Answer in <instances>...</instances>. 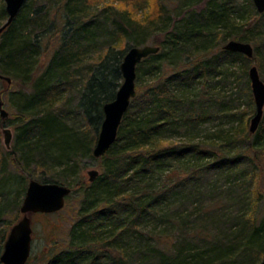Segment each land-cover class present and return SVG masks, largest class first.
I'll use <instances>...</instances> for the list:
<instances>
[{
    "label": "trees",
    "instance_id": "1",
    "mask_svg": "<svg viewBox=\"0 0 264 264\" xmlns=\"http://www.w3.org/2000/svg\"><path fill=\"white\" fill-rule=\"evenodd\" d=\"M99 1L26 0L0 37V76L12 79H0L7 86L0 93L14 110L15 130L11 148L0 150V258L15 225L9 210L20 212L33 179L24 175L36 168L37 181L74 187L80 197L67 248L48 264H261L264 117L252 135L249 69L256 63L264 81V13L253 0H158L141 19L127 6ZM152 40L161 50L137 67V96L116 142L97 159L99 177L73 186L68 180L79 176L84 159H96L104 107L122 86L127 51ZM230 40L250 43L253 59L225 51ZM236 62L251 106L233 105L231 116L250 117L207 136V148L199 124L227 107L211 82L235 74ZM199 80L208 88L191 93ZM9 121L0 116V129ZM172 131L187 140L171 142ZM10 167L20 175L15 201L3 192Z\"/></svg>",
    "mask_w": 264,
    "mask_h": 264
},
{
    "label": "rangeland",
    "instance_id": "2",
    "mask_svg": "<svg viewBox=\"0 0 264 264\" xmlns=\"http://www.w3.org/2000/svg\"><path fill=\"white\" fill-rule=\"evenodd\" d=\"M4 4L6 6L5 0H0V6ZM144 0H100V5H108L113 4L117 7H129L136 13V16H139L141 19L145 18L147 15L151 16V12L153 13L156 8V4L158 0H145L147 3L143 2ZM172 0H166V3L170 6H177V4ZM6 22L5 18L0 19V25H3ZM153 39V36H152ZM153 46L152 42L149 41L147 44L142 46ZM220 48H217L211 55L219 54ZM49 59V55L44 56L41 60L42 63H46ZM252 66H257L256 63L252 64ZM250 66V67H252ZM249 67V68H250ZM258 67V66H257ZM225 71V70H224ZM232 71L235 74H218L213 77V81L211 82V87L214 86V91L216 92V100L218 102L225 101L227 103V107L224 109V112L217 113V108L211 110V115L208 120L199 124L198 127V140L203 143L207 148L212 146V140L208 139L207 136L218 133L220 130H229L233 127H238L243 125L244 122L250 117V114L246 115H238L236 118L232 117L231 114L237 113L238 110L231 107L236 105L239 107L240 111L249 110L251 106L250 97H249V89L247 86L246 75H244V68L240 62H236L233 66ZM231 73V72H230ZM6 85L3 82H0V92L6 89ZM207 85L204 80H199L198 84L195 88H191L190 92H205L207 89ZM251 88V85H250ZM252 93V89H251ZM253 95V93H252ZM0 100H3L5 103L4 108L9 113L8 118L10 119L7 124H5L0 129V150L7 151L5 145V135L4 130L10 129L13 134L14 139V127L12 126V119L14 118V110H12L7 104L4 97H2L0 93ZM254 100V97H253ZM255 102V101H254ZM250 111V110H249ZM1 116V115H0ZM252 116V115H251ZM184 132H169L168 136L170 137L171 142L180 143L182 141L187 140V136H182ZM13 143V140H12ZM11 143V146H12ZM91 170H98L101 172V166L97 159H92L87 157L84 159L82 170L79 176H76L68 181L71 182L74 186V183L79 179L84 180L86 184L91 183L89 181L88 172ZM39 171L36 168H32L30 173L24 175V177H28L30 174L33 179L37 180V176H39ZM7 175V182H5L4 193L7 195V199L11 201H15L17 197H19L21 186L18 183L19 174L13 169L9 168ZM37 175V176H36ZM48 178V176H43ZM39 181V180H38ZM41 182V181H39ZM93 183V182H92ZM262 188L264 190V175H263V184ZM72 193L71 197L69 196L66 201V206L60 212L54 214H37L32 216V227H33V242H32V253L31 257L27 264H48L52 256L59 253L61 250L67 248V245L70 240V231L77 219V212L79 209V199L78 193L75 192V188H71ZM264 192V191H263ZM25 194L21 197L24 199ZM4 200V198H1ZM23 203V202H22ZM22 203L20 204L22 206ZM13 204V203H11ZM21 206L19 208L21 209ZM264 212V204L262 206ZM15 208H11L9 210L7 220L9 222H13L16 224L22 219L23 215L21 211L16 213ZM7 225V224H6ZM5 230L4 223L0 224V231ZM7 229V228H6ZM10 232V228L7 229ZM3 232V231H2Z\"/></svg>",
    "mask_w": 264,
    "mask_h": 264
},
{
    "label": "water",
    "instance_id": "3",
    "mask_svg": "<svg viewBox=\"0 0 264 264\" xmlns=\"http://www.w3.org/2000/svg\"><path fill=\"white\" fill-rule=\"evenodd\" d=\"M26 0H5L7 21L0 27V37L3 32L14 22L25 5ZM257 11L264 13V0H253ZM161 48L157 46L132 47L126 53L121 65L123 83L116 99L104 107V121L93 150V156L99 159L106 155L117 140L118 133L124 116L127 114L132 100L137 96V67L148 57L156 55ZM224 50L231 53H240L249 59L254 57V48L250 43L230 40L224 45ZM251 89L255 101L256 113L251 120L250 133L255 134L264 117V81L260 76L257 66L249 69ZM9 85L12 79L0 76ZM5 103L0 100V115L6 119L9 113L4 108ZM5 145L11 148L13 134L10 129L4 130ZM89 181L94 182L100 175L98 170L88 172ZM72 189L59 183H43L30 180L23 203L21 206L22 219L10 230L0 261L2 264H27L32 253L33 227L32 216L37 214H54L63 210ZM264 264V260L261 262Z\"/></svg>",
    "mask_w": 264,
    "mask_h": 264
}]
</instances>
